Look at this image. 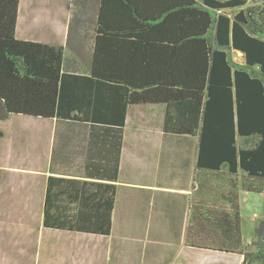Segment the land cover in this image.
<instances>
[{"label":"crops","instance_id":"1","mask_svg":"<svg viewBox=\"0 0 264 264\" xmlns=\"http://www.w3.org/2000/svg\"><path fill=\"white\" fill-rule=\"evenodd\" d=\"M72 8L19 0L15 38L61 46L65 71L85 73ZM117 92L68 81L55 118H0V264H241L188 243L211 200L229 211L234 180L197 169V138L165 131L164 106L130 105L122 122Z\"/></svg>","mask_w":264,"mask_h":264},{"label":"trees","instance_id":"2","mask_svg":"<svg viewBox=\"0 0 264 264\" xmlns=\"http://www.w3.org/2000/svg\"><path fill=\"white\" fill-rule=\"evenodd\" d=\"M18 8L0 0V118H55L73 80L117 89L122 122L130 105L164 106L165 131L197 138V169L225 168L234 180L229 211L217 212L221 199L205 209L222 232L206 241L203 228L188 243L264 263V220L245 245L239 200L264 194V0H73L91 58L87 72L72 74L63 47L16 40ZM238 137L255 143L243 148Z\"/></svg>","mask_w":264,"mask_h":264},{"label":"rangeland","instance_id":"3","mask_svg":"<svg viewBox=\"0 0 264 264\" xmlns=\"http://www.w3.org/2000/svg\"><path fill=\"white\" fill-rule=\"evenodd\" d=\"M253 4L252 2L250 5ZM25 9V8H23ZM82 48H87V46L82 42ZM68 54H66L67 58ZM233 60L237 63L242 61L241 54L235 53L233 54ZM237 143L239 146H242L243 148H251V146L255 143V138H237ZM239 200H240V212L242 217V228H243V242L245 245L249 244L253 238V232L256 225L259 224L260 221L264 220V195H256V194H239ZM221 229L216 225V223L205 221L204 226V239L207 241L209 240L206 237L207 235H218L221 233ZM211 240H214V238L210 237ZM248 253H256V248H248L246 250ZM256 256V255H255ZM258 256H262V254H259ZM207 260H212V258H207ZM220 261V260H218ZM261 259H253L249 261V264H264L261 262ZM244 262V256L241 259V264Z\"/></svg>","mask_w":264,"mask_h":264}]
</instances>
